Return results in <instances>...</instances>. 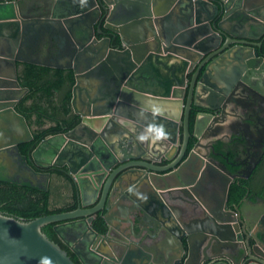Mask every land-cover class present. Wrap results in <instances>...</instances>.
<instances>
[{
	"label": "water",
	"instance_id": "1",
	"mask_svg": "<svg viewBox=\"0 0 264 264\" xmlns=\"http://www.w3.org/2000/svg\"><path fill=\"white\" fill-rule=\"evenodd\" d=\"M263 40L264 0H0V180L47 190L34 165L65 168L78 199L0 212V264H264V199L227 204L228 152L264 126ZM18 63L72 69L80 117L29 157Z\"/></svg>",
	"mask_w": 264,
	"mask_h": 264
},
{
	"label": "trees",
	"instance_id": "2",
	"mask_svg": "<svg viewBox=\"0 0 264 264\" xmlns=\"http://www.w3.org/2000/svg\"><path fill=\"white\" fill-rule=\"evenodd\" d=\"M260 53L264 54V41ZM19 80L22 86L28 87V92L18 103L17 110L25 116L33 132V139L22 143L20 151L29 157L31 151L44 137L67 131L79 122L78 114L73 113L71 107L75 75L72 69L24 63L22 64ZM193 118L194 115L191 113L189 116L190 129L192 128ZM48 121L52 124L45 126ZM54 171L63 173L62 170L57 168H54ZM22 189L24 190L20 195L21 199L27 198V192L29 191L35 193V197L30 198L27 203L19 206L10 204L7 201V204L1 208L3 210L2 213L28 220L37 216L71 210L77 207V203H74L60 208H52L49 201V190ZM243 192L244 190L239 188L236 183L232 184L231 201H238ZM3 200L0 199V203ZM52 226L53 223L47 224L42 227V230L50 239L60 243L62 247L67 249L58 239ZM93 227L100 232H104L105 226L101 213L95 215ZM68 253L76 261L75 255L69 250Z\"/></svg>",
	"mask_w": 264,
	"mask_h": 264
},
{
	"label": "flooded vegetation",
	"instance_id": "3",
	"mask_svg": "<svg viewBox=\"0 0 264 264\" xmlns=\"http://www.w3.org/2000/svg\"><path fill=\"white\" fill-rule=\"evenodd\" d=\"M107 33L108 32H106V34ZM262 48H263V42L259 50H261ZM22 64L24 63H18V65L20 66L19 71H18V76L20 75ZM248 103H249L248 99L244 101V104H248ZM79 107L84 108V106H82L81 103H79ZM196 109L197 108H193L190 111V114L192 113L193 115H195ZM72 112L75 113L73 111V108H72ZM262 113H261L262 117L259 120L261 123L264 124V106L262 107ZM224 115L225 117H227L226 118L228 119L227 121H230L232 119L230 115L226 113ZM79 121H80V117H79ZM51 124H48V125L45 124V126H50ZM236 127H239V126H235V128ZM262 142H264V126L260 130L257 138L250 142L251 145L247 146V145H244L243 143L242 147H240L238 150L236 149L233 151L229 150L228 155L230 158V163L228 164V166L231 169L232 173L236 174L234 178V182L232 184L236 183L239 186V188L244 190L242 196L238 199V201H231L232 184L230 185L228 194H227L228 195L227 204L229 207L236 205L245 199H250V200L264 199V145L262 146L263 144ZM191 143L192 142L190 139V145ZM232 145L233 143H231V146ZM253 165L255 166L251 170ZM34 167L38 171L48 172L50 174L48 178L47 190L50 191L49 201H50V205L52 208H60V207H64L67 205L74 204V203H77L78 205L77 188L70 181L68 175L66 174L65 168H57L63 171V173H59L56 171L53 172L54 168L52 166H47L45 168H39L34 165ZM11 175L12 177H16V178L19 177V173L15 175L13 172L11 173ZM27 178H32V176L29 174L27 175ZM34 182L36 184L38 183L41 184L42 180L36 178V181ZM22 188H29L31 190H36V191H46V190L22 186L20 184L12 183L9 181L0 180V199L1 200L4 199L0 203V212L3 211L1 208L7 204V201H9L10 204L19 206V205H23L27 203L30 198L35 197L36 194L29 191L27 192L28 194L27 196L29 198L27 197L25 199H21L20 195L24 190ZM259 195H261L263 198L259 197ZM67 250L69 249L67 248ZM76 261L79 262L77 258H76Z\"/></svg>",
	"mask_w": 264,
	"mask_h": 264
},
{
	"label": "clouds",
	"instance_id": "4",
	"mask_svg": "<svg viewBox=\"0 0 264 264\" xmlns=\"http://www.w3.org/2000/svg\"><path fill=\"white\" fill-rule=\"evenodd\" d=\"M166 135H167V133H166V132L164 131V129L161 127L160 132H159V136L156 137V139H163V138L166 137Z\"/></svg>",
	"mask_w": 264,
	"mask_h": 264
},
{
	"label": "crops",
	"instance_id": "5",
	"mask_svg": "<svg viewBox=\"0 0 264 264\" xmlns=\"http://www.w3.org/2000/svg\"><path fill=\"white\" fill-rule=\"evenodd\" d=\"M49 67H51V66H49ZM52 68H55V67H52ZM48 124H51V122H49V121H48V122H46V125H48Z\"/></svg>",
	"mask_w": 264,
	"mask_h": 264
}]
</instances>
